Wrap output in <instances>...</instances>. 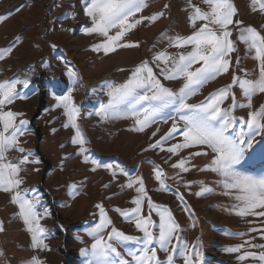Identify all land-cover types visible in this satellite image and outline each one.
Segmentation results:
<instances>
[{
	"label": "rangeland",
	"instance_id": "374dc122",
	"mask_svg": "<svg viewBox=\"0 0 264 264\" xmlns=\"http://www.w3.org/2000/svg\"><path fill=\"white\" fill-rule=\"evenodd\" d=\"M16 1L18 3L14 5ZM47 1L49 4L43 2L42 6L41 3L42 11H49L51 5V14H56L57 19L50 21L51 14L43 13V21L40 22L37 17L41 11L33 8L37 0H0V16H7L0 22V49L12 47L11 53L0 60V82L28 80L27 87L17 85L19 96L24 98H16L4 107L5 111L22 114L17 117V123L22 119L28 121L24 135L19 137V146L25 151L20 153L12 149L6 153V157L12 163H19L25 155L29 161H38L21 165L20 178L23 183L19 190L27 199H39L36 210L40 213L47 210L48 215L40 222L49 230L45 240L48 249L32 248L31 234L19 217L18 206L11 203V193L0 191V222L4 226V231L0 232V264H30L32 257H38L42 264H90L92 257L88 253L94 239L88 232L100 221L97 204L103 205L112 221L105 230V236L115 227L127 235L142 237L134 221L116 211L135 207L132 200L138 195L136 188L139 185L132 188L126 185L129 180L138 177L143 178L147 196L153 204L168 208L179 225V240H173L177 249L175 264H184L181 253L185 244L203 254L200 264H264L251 258L238 259L245 252H264L262 248L245 244L250 240L252 244L264 245L261 231H251L253 228L264 229V217H241L236 214L233 206L238 202L234 194H224L228 190L219 183L221 178L216 173L201 171L210 163L211 154L191 156L190 153L198 151V148L183 149L178 154L167 152L168 147L182 142L179 134L163 142L164 150L150 149V144L169 131L171 120L158 117L155 123L140 132L134 130L136 125L130 116L105 120L96 115L100 105L108 102L107 85L125 82L144 61L153 68L164 86L178 91L183 81L165 80L160 75V68L165 65L155 61L154 57L166 52L170 57L178 58L180 54L190 52L191 45L182 48L171 46L170 39L187 37L204 23L197 21L195 27L190 23L189 17L193 12L190 3L203 11H208V6L203 0H190V3L189 0H146L147 7L137 14V18L151 17L160 12L163 15L155 22L145 19L127 34L125 40L138 43L139 47L117 49L105 55L102 50H92V46L103 42L104 38L97 34H85V28L91 27L90 18L85 15L86 0ZM233 3L237 9L234 20L243 21L241 27L252 26L264 34V14L259 10L252 11L251 0H233ZM61 15L70 22L66 18L64 22H57ZM230 28L236 51L231 54L229 72L205 84L189 98V103H199L210 93L231 84L234 75L248 79L258 76V62L253 59V53L237 39L238 29ZM65 30L66 38L60 37V32ZM74 46H79L84 58L83 74L77 72L68 58L63 56L72 54ZM193 67H199V64ZM71 70L78 73V79L70 77ZM245 73L248 75L245 76ZM105 74L108 76L96 85H87L88 80L101 79ZM69 91H72L74 101L80 108L81 116L77 123L87 140V163L79 154L80 146L72 143L75 130L71 126H64L67 117L63 108L56 106L58 98ZM232 91L238 103L247 102L238 86L233 87ZM231 103L229 97L222 107L228 108ZM262 105L264 94L258 93L252 98L251 109L237 107L233 113L237 118L236 131L243 123L241 118L246 120L249 111H256ZM119 107L122 113L127 112L125 105ZM178 123L182 126V122ZM181 159L189 161L186 165L189 172L172 167ZM93 161L98 162L100 167ZM108 164L119 165L124 173L113 169L117 173L113 177L112 170L104 167ZM93 168L96 170L93 171ZM156 168L164 173L163 188L155 178ZM237 169L258 176L264 172V158L257 150L251 159L246 158L237 165ZM105 185L109 186L105 188ZM202 186L213 191L196 195ZM142 214H150L158 224L159 215L148 207L147 198ZM153 231L158 233V229ZM238 245H244L241 251H227ZM152 246L157 248V255L164 264L168 253L161 250L158 243ZM141 247L140 244L128 242L118 250L133 264L127 251L131 249L139 254Z\"/></svg>",
	"mask_w": 264,
	"mask_h": 264
},
{
	"label": "snow or ice",
	"instance_id": "6c2138e0",
	"mask_svg": "<svg viewBox=\"0 0 264 264\" xmlns=\"http://www.w3.org/2000/svg\"><path fill=\"white\" fill-rule=\"evenodd\" d=\"M203 2L208 6V11L191 5L189 0L193 8L189 21L193 27L196 26L197 21L204 23L187 37L176 36L170 39L171 46L182 48L191 45L192 50L187 54H180L178 58L170 57L166 52H160L154 57L155 61L163 62L165 65L160 68V75L165 80L183 81L179 90L173 91L164 86L153 68L144 61L131 72L125 82L107 85L108 102L100 105L96 115L105 120L122 115L124 118L130 116L136 125L134 130L140 132L155 123L158 117L165 118L166 121L171 120L169 131L155 143L150 144L149 148L164 150L163 142L179 134L183 138L182 142L171 145L167 148V152L178 154L183 149L198 148V151L190 155L209 156L211 154L210 163L201 171L216 173L221 178L219 183L228 190L224 194H234L238 202L233 206L236 214L241 217L248 215L264 217V211H256L264 209V172L257 176L237 169V165L246 158L251 159L257 150L264 158V105L256 111H249L246 120L241 118L243 123L239 131H236L237 118L233 115L237 107L251 109L252 98L258 93L264 94V34L252 26L241 27L243 21L234 20L237 9L233 0H203ZM257 5H259L258 9ZM251 6L252 11L259 10L264 14V0H251ZM145 7H147L146 0H86L85 15L90 18L91 27L85 28V34H97L104 38L103 42L93 45L92 50L95 52L102 50L105 55H108L117 49L139 47L138 43L125 40L127 34L145 19L155 22L163 15L160 12L151 17L137 18V14ZM6 18L7 16H0V22ZM230 26L238 29L237 39L246 45L249 52L253 53V59L258 62V76L255 79H248L234 75L231 84L210 93L199 103H189V98L196 95L205 84L229 72L232 66L231 54L236 51L235 43L231 39ZM113 30H115L114 34H110ZM19 39V37L16 38L17 41ZM11 51L12 47L0 49V60L5 59ZM197 64L199 67L194 68L193 66ZM69 75L74 80L78 79V73L74 70L69 71ZM247 75L245 73V76ZM19 84L27 87L28 80L0 82V191L11 193V203L18 206L19 217L31 234V247L46 250L48 245L45 240L48 238L49 230L43 227L40 221L48 215L47 210L44 213L38 212L36 206L39 199H27L19 190L23 183L20 178L21 165L38 163V161H29L28 156L25 155L20 158L19 163H12L8 162L6 157V153L12 149L20 153L25 151L19 146V137L24 135L28 121L22 119L17 123V117L22 114L4 110V107L11 104L14 99L24 98L17 92ZM235 86L242 91L246 103L237 102L236 94L232 91ZM229 97L232 100L231 105L223 108L224 101ZM121 105L127 107L126 113L121 112L119 107ZM56 106L63 108L64 115L67 117V123L64 126H71L75 130L72 143L80 146L79 154L87 163L89 160L86 155L88 148L85 147L87 140L77 123L81 112L74 101L72 91L59 97ZM178 122H182V126ZM155 135L154 132L153 136ZM188 162L186 159H181L172 167L186 173L190 171L186 166ZM93 163L100 167L98 162L93 161ZM104 167L112 170L113 177L117 174L116 170L124 173V169L119 165L108 164ZM95 170L93 168V171ZM154 173L156 180L163 188V171L156 168ZM134 185H139L136 188L138 195L132 200L135 207L124 211L116 209V211L126 218L130 217L136 229L143 234L142 237L127 235L115 227H112L105 236V230L112 221L103 205L97 204L100 221L88 232V235L94 239L91 251L88 253L92 257L90 264H130L124 254L118 250L128 242L142 245L139 254L131 249L127 251L133 264H162L157 255V248L152 246L154 243H158L159 248L168 253L164 264H175L177 249L173 240H179V225L168 208L153 204L151 198L147 196L142 177L129 180L126 187L132 188ZM108 186L105 185V188ZM212 191L211 188L202 186L196 195L202 196ZM146 198L148 207L154 209L159 215L158 224L152 220L150 214L148 216L142 214ZM154 229H158V233L154 232ZM3 231V223L0 222V232ZM251 231H261V238H264V229L253 228ZM245 244L252 248L264 249V245L252 244L250 240L245 241ZM243 247L244 245H238L228 248L227 251L239 252ZM181 255L184 264H200L203 259L201 252L187 244L184 245ZM249 258L264 262V252H245L238 257L241 261ZM30 264H42V262L38 257H32Z\"/></svg>",
	"mask_w": 264,
	"mask_h": 264
},
{
	"label": "crops",
	"instance_id": "0c3cea01",
	"mask_svg": "<svg viewBox=\"0 0 264 264\" xmlns=\"http://www.w3.org/2000/svg\"><path fill=\"white\" fill-rule=\"evenodd\" d=\"M43 2H45L46 4L48 3V1L47 0H37V2H36V5H35V7H33V8H35V9H37V11H41L42 12V14H41V12H40V15H41V17H40V15L37 17V20L38 21H43V13L44 14H47V15H49V14H51L52 13V11H53V7H51V5L49 6V11L48 10H44L43 9V11H42V6H43ZM18 3V1H16L15 3H14V5H16ZM41 3H42V6H41ZM49 4V3H48ZM48 11V12H47ZM46 12V13H45ZM31 15H33V14H31ZM62 17L61 18H58V20H57V22H64L65 21V18H66V21L69 23L70 21H69V19L66 17V16H63V15H61ZM54 19H57V15L55 14V15H53V14H51V16H50V21L51 20H54ZM65 27H67L68 28V25H65ZM59 36L60 37H63V38H66V30L63 32V31H61L60 32V34H59ZM73 49L72 50H74L73 52H72V54H67V55H63L65 58H68L67 60L68 61H70L72 64H73V67L77 70V72H80L81 74H83V66H84V62H82V61H84V58L82 57V55L80 54V50H79V46H74V47H72ZM77 61H81V63H78ZM108 76V74H105L101 79H92V80H88L89 82V84H87V85H90V86H94V85H96L99 81H102V80H104V78L105 77H107Z\"/></svg>",
	"mask_w": 264,
	"mask_h": 264
}]
</instances>
